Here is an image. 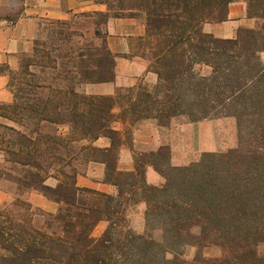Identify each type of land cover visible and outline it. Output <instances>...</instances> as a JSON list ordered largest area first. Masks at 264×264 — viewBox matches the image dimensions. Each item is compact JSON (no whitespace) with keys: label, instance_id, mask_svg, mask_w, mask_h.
Masks as SVG:
<instances>
[{"label":"trees","instance_id":"obj_1","mask_svg":"<svg viewBox=\"0 0 264 264\" xmlns=\"http://www.w3.org/2000/svg\"><path fill=\"white\" fill-rule=\"evenodd\" d=\"M96 1L107 11L52 22L33 51L20 55L17 69L0 63L14 97L0 102V183L15 185L17 193L0 203V264H264V0H246L248 15L263 21L234 38L203 25L225 21L239 0ZM9 2L14 12L5 17L15 23L22 10L19 0ZM111 16L143 20L138 52L158 74L152 88L115 95L84 90L115 80L106 29ZM180 117H233L239 144L184 166H172L163 146L139 155L134 171L118 169L131 126L147 119L169 126ZM117 122L127 125L124 135ZM101 137L111 145L97 146ZM95 164L105 165V181L116 192L77 185V175ZM148 165L165 176L162 186L146 182ZM50 177L56 186L47 184ZM31 191L58 210L34 208L21 196ZM141 201L145 227L137 232L128 213ZM103 220L108 226L94 237ZM185 246L198 249L192 262L179 257ZM212 247L221 255L203 260Z\"/></svg>","mask_w":264,"mask_h":264},{"label":"crops","instance_id":"obj_2","mask_svg":"<svg viewBox=\"0 0 264 264\" xmlns=\"http://www.w3.org/2000/svg\"><path fill=\"white\" fill-rule=\"evenodd\" d=\"M21 15L15 23L5 14L14 12L9 0H0V63L8 64L11 69L19 66L21 54L33 51L35 39L43 29L52 22L72 21L85 12H106L107 6L96 0H19ZM17 9V10H18ZM262 18L248 15L246 0L233 2L229 6L228 18L220 23L207 22L204 31L222 38H234L240 28L255 27ZM107 43L116 56L115 80L106 83H91L84 86L90 94L115 95L120 89L147 86L152 88L158 82V74L151 70L150 61L138 52L139 40L145 35V24L139 18L111 16L107 22ZM264 59V52L261 54ZM8 74L0 75V102L13 101V93L8 87ZM122 134L127 125L117 122L115 126ZM99 147H109L110 139L101 137L96 141ZM212 145V146H211ZM170 148L172 166H184L192 162L195 154L212 152L219 149L214 124L208 119L185 124L173 123L169 126L159 125L157 121L147 119L134 127L131 126V139L126 141L119 152L118 169L134 171L136 158L147 152L158 151L161 147ZM205 147V148H203ZM206 147H213L207 149ZM215 147V148H214ZM100 171L77 175V185L101 192L114 193L116 187L105 181V165L95 164ZM146 182L152 186H162L166 178L153 165L146 168ZM47 184L56 186L58 180L50 177ZM34 208L47 212H56L59 205L37 191L24 196ZM12 195L0 187V203L6 204ZM140 218L146 209L145 202H139Z\"/></svg>","mask_w":264,"mask_h":264},{"label":"rangeland","instance_id":"obj_3","mask_svg":"<svg viewBox=\"0 0 264 264\" xmlns=\"http://www.w3.org/2000/svg\"><path fill=\"white\" fill-rule=\"evenodd\" d=\"M84 21L87 22L88 20H84ZM86 26H87V28L90 29V34H92L94 31L93 25L88 23ZM186 120L187 119L185 117H180V118L172 119L170 124H173V123L174 124L175 123L185 124V123H188V122H186ZM208 121L214 124L216 139L219 142V149L216 151H224V150H228L230 148H235L238 146V144H239V127H238V123H237L235 118H233V117H221V118L208 119ZM116 125H117V123L115 124V126ZM203 148H205V147H203ZM206 148L207 149H213V147H206ZM201 154H203V153L195 154L192 162L199 159ZM2 158H3V155L0 153V161H2ZM95 171H100V168H96L95 165H92L89 167V172L93 173ZM0 187L5 189L7 192H9L12 195L13 199L16 197L17 193L15 190V185L10 184L8 182H2V183H0ZM25 195H27V193H23L21 195L22 198H24ZM138 214H140V208L137 207V205H135V204L130 205L129 206V213H128V226L134 228L137 232H143L144 227H145L144 214L141 215V218H140V215H138ZM107 226H108L107 221H105V220L100 221L93 230V236L94 237H100ZM263 250H264V247H263V245H261L259 247V251L263 252ZM1 253H2V250L0 248V254ZM180 253H181L179 256L180 259H184V260H187L189 262H192L198 254V249L193 247V246H185L184 248H182ZM220 255H221V249L218 247H212V248L205 249L203 251L202 259L203 260H209V259H213L215 257H219ZM170 257H172V255H170ZM199 263L206 264L203 261H199Z\"/></svg>","mask_w":264,"mask_h":264}]
</instances>
